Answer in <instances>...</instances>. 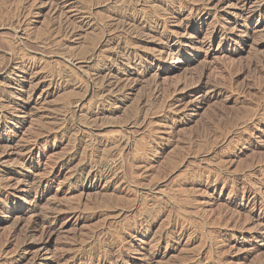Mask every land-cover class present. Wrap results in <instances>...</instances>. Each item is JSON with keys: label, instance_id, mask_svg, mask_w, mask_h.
I'll list each match as a JSON object with an SVG mask.
<instances>
[{"label": "rangeland", "instance_id": "rangeland-1", "mask_svg": "<svg viewBox=\"0 0 264 264\" xmlns=\"http://www.w3.org/2000/svg\"><path fill=\"white\" fill-rule=\"evenodd\" d=\"M262 200L264 0H0V264H264Z\"/></svg>", "mask_w": 264, "mask_h": 264}, {"label": "bare ground", "instance_id": "bare-ground-1", "mask_svg": "<svg viewBox=\"0 0 264 264\" xmlns=\"http://www.w3.org/2000/svg\"><path fill=\"white\" fill-rule=\"evenodd\" d=\"M210 1H212V0H210ZM249 37H250V36H249ZM251 37H252V36H251ZM212 119H213V118H212ZM213 120H214V119H213ZM216 121H217V120H216ZM232 122H233V121H232ZM232 122H231V123H232ZM229 123H230V121H229ZM206 127H207V126H206ZM212 129H214V127H213ZM224 130H225V129H224ZM213 133H214V132H213ZM212 135H214V134H212ZM250 135H251V134H250ZM246 139H247V138H246ZM246 139H245V140H246ZM261 184H262V183H261ZM246 192H247V191H246ZM262 201L264 202V200H262Z\"/></svg>", "mask_w": 264, "mask_h": 264}]
</instances>
